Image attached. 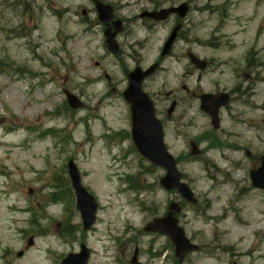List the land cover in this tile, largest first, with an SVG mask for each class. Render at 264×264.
Returning a JSON list of instances; mask_svg holds the SVG:
<instances>
[{"label": "rangeland", "instance_id": "rangeland-1", "mask_svg": "<svg viewBox=\"0 0 264 264\" xmlns=\"http://www.w3.org/2000/svg\"><path fill=\"white\" fill-rule=\"evenodd\" d=\"M4 1L0 264H60L80 244L90 251L88 264H131L135 249L143 264H176L170 240L144 231L171 202L181 206L176 217L186 236L200 246L182 264H264V194L249 188L253 157L264 151V0H120L122 6L190 5L183 20L171 17L156 27L137 21V7L133 14L126 8L124 17L132 20L120 35V65L100 35H86L69 16L56 18L41 0H30L36 14L28 12L29 18ZM71 6L66 1L60 9ZM181 21L172 51L161 58ZM187 52L208 62L204 72L191 65ZM247 57L254 60L251 71ZM154 63L158 69L143 82V91L154 101L166 148L196 205L160 186L164 170L144 159L131 139L130 109L122 97L127 73ZM246 73L253 78L247 81ZM199 88L235 92L220 113V131L199 111L193 97ZM64 91L78 96L85 108L70 109ZM173 100L180 104L171 119L166 111ZM257 123L259 130L250 127ZM191 141L201 156H190ZM69 160L98 204L89 231L75 208ZM32 236L34 245L27 249Z\"/></svg>", "mask_w": 264, "mask_h": 264}, {"label": "water", "instance_id": "water-1", "mask_svg": "<svg viewBox=\"0 0 264 264\" xmlns=\"http://www.w3.org/2000/svg\"><path fill=\"white\" fill-rule=\"evenodd\" d=\"M98 11L105 16L107 22L112 19L111 8L104 6L95 0ZM171 13L177 14L180 18H184L188 13V4L182 3L177 7L161 9L159 11L147 12L145 15L156 21L166 20ZM116 24H118L116 22ZM181 25H177L168 39L166 40L161 57L166 56L172 49L174 42L177 38L178 31ZM122 29H120L121 31ZM106 43L109 52L117 55L119 52L118 45L115 40L114 34H106ZM188 58L192 64L200 70L206 68V62L200 60L192 53L188 54ZM158 64L155 63L146 70L137 67L135 70L127 74L128 87L123 92L124 100L129 104L131 111L132 140L140 152V154L151 162L152 165L160 167L165 170V175L159 181L160 185L167 191H174L182 196L185 200L192 204H196V199L192 190L186 183L182 181V174L177 169V163L173 156L167 151L164 144V131L162 124L156 118L155 108L150 97L142 90L143 81L151 76L157 69ZM66 95L67 104L73 110L83 109L85 104L74 94L64 92ZM228 95L222 94L221 96L204 94L200 97V108L211 118L212 126L217 129L219 127V108L228 103ZM175 108L171 106L168 113ZM198 146L191 143V155H200ZM264 160V159H263ZM68 177L70 180L71 188L75 195L76 209L79 212L83 230L88 231L95 223L97 203L94 197L87 192L82 186L80 180V173L72 161L67 165ZM253 185L258 188H264V162L262 167L251 175ZM180 206L177 202H172L169 205L168 213L161 217L155 218L149 222L144 231L148 233H157L166 236L170 239L174 247L175 258L177 264H182L185 257L189 254L195 253L199 247L193 244L185 234L184 229L179 225L176 214L180 212ZM33 236L29 238L27 247L33 245ZM138 249L135 250L133 257L130 261L131 264H143L138 260ZM22 252L17 254L21 257ZM89 258V251L85 246L81 247L80 253L69 254L63 259L61 264H87Z\"/></svg>", "mask_w": 264, "mask_h": 264}, {"label": "flooded vegetation", "instance_id": "flooded-vegetation-1", "mask_svg": "<svg viewBox=\"0 0 264 264\" xmlns=\"http://www.w3.org/2000/svg\"><path fill=\"white\" fill-rule=\"evenodd\" d=\"M66 1H70L72 3V6L71 7H64V9H60L61 3L66 2ZM97 1L101 4H103L104 6H109L111 8V14H112L111 20H108L107 22L103 21V20H106V18H105V16H103L98 11L95 0H41L44 7L50 9V11L55 15L56 18L63 19L64 17L69 16L71 18V20H73L72 21L73 23H75V22L79 23L80 25H82L84 27L86 35H91V36L100 35L102 42H103V45L106 47V49H107V45H106V36L105 35L106 34L110 35V34L115 33L114 37L116 39L119 52L114 57H116L118 59L119 65H120V62L123 63V59L121 57L122 52L120 49V35L128 30V28H129L128 22L130 20H132L131 17H128V18L124 17L123 11L126 8L129 7V9H130L129 13L133 14L134 10L132 8L137 7L139 9V12L137 13V17H136L137 21H139L143 25L152 24L153 27H156V25H159V24L163 25V24L168 23V21L171 17H173L174 19L177 18V16L172 15V16L168 17L167 21L156 22V21L152 20L151 18H149L145 15V13H147V12L151 13V12H154V11L159 10L161 8H168V7L175 6L177 4L170 3V5H169L168 3L167 4L165 3V4H161V6H160L159 4H156L154 2H150L149 5L148 4L142 5L141 4L138 6L135 3L133 5L128 4L127 6H122V5H120L121 4L120 0H97ZM0 3L7 4V2H5L4 0H0ZM8 3H11L12 5H14L19 10L18 13L20 14L21 17H28V12H33V14H36L35 11L30 10L31 7L33 6V3L30 0H8ZM32 17H33V15H32ZM101 18L103 20H101ZM116 22L118 24H116ZM179 23H182V21L175 23L173 28ZM22 27H23V23H22L21 28ZM120 29H122V30L120 31ZM188 53H191V52H187V58H188ZM251 56H253V53ZM166 57H168V56H166ZM206 64L208 67L209 64L207 61H206ZM253 65H254V60L251 59L250 57H247V59H246L247 69L251 71ZM96 66L98 67L99 63H96ZM192 66L195 67L194 65H192ZM197 70L200 71L199 69H197ZM205 70H203V72ZM245 78L247 79V81H249L253 78V76L251 74L246 73ZM105 79L108 82L111 80L108 75H105ZM184 90L188 93V89L186 87H184ZM198 91H199V94H197V93H196V95L193 94V97H196V99L198 100L199 111L201 113H203L209 119L210 125H211V119L204 112H202V110L200 108V105H201L200 97L204 94L217 95L218 97L221 96L222 94L228 95V98H227L228 103L219 108V112H218L219 127L217 129H214V131H220V126H221V122H222V118L220 116V113L222 110H225L230 105V103L232 102V99H233L232 95L234 96L235 92L234 91L229 92L226 90H221V91H217V92H204L201 88H199ZM169 97H171V96H169ZM179 104H180V101L173 100L171 102L170 106L175 105V108L172 111H170L169 113H168V110L166 111V115L168 118H170L175 113ZM171 119H173V117H171ZM263 123H264V120H263ZM259 125L260 124L257 123L255 125H250V127L259 130L257 127ZM180 126H182V125H180ZM201 137H202V135H201ZM203 138H204V140L206 139V137H204V136H203ZM198 140H199V138L196 139V141H198ZM217 143L221 144L218 140H217ZM202 154H203V152L201 153V155ZM246 155L248 157H252V155L249 151H246ZM253 159L257 161V164L255 166H253V168L250 169V171H249V180H250L249 188L253 191L264 194V188L255 187L253 185V182L251 179L252 178L251 175L253 173H256L263 165L264 151L259 156L253 157ZM81 245L82 244L79 245V250H80Z\"/></svg>", "mask_w": 264, "mask_h": 264}]
</instances>
